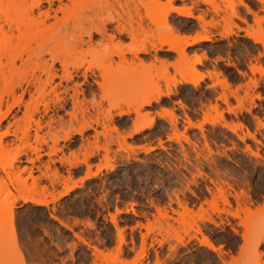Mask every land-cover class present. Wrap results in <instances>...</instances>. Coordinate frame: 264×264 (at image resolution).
Segmentation results:
<instances>
[{
  "label": "rangeland",
  "instance_id": "obj_1",
  "mask_svg": "<svg viewBox=\"0 0 264 264\" xmlns=\"http://www.w3.org/2000/svg\"><path fill=\"white\" fill-rule=\"evenodd\" d=\"M104 2L78 0L44 28L33 21L30 30L40 31L27 42L29 53L11 71L3 67L0 113L10 108L0 120V264H264L253 248L264 235V0H171L192 15L170 12L173 31L210 38L185 46L184 55L168 44L134 55L163 35L132 40L116 34L114 22L107 33L116 37L92 32L87 49L85 31L93 23L113 16L125 24L137 0L100 12ZM58 5L54 0L52 9ZM47 7L43 2L41 10ZM143 27L153 28L145 17ZM2 38L0 49L7 44ZM11 44L20 49L26 40L13 36ZM195 56L201 60L192 64ZM192 66L202 81L171 87ZM169 87L168 97L133 111ZM116 105L130 112L118 116ZM162 110L174 121L159 117ZM141 117H153V125L130 135ZM97 165L106 168L47 206L22 201L56 197L64 183ZM238 204L246 213L232 216ZM183 206L189 215L180 218L175 211ZM196 225L216 250L199 243Z\"/></svg>",
  "mask_w": 264,
  "mask_h": 264
},
{
  "label": "bare ground",
  "instance_id": "obj_2",
  "mask_svg": "<svg viewBox=\"0 0 264 264\" xmlns=\"http://www.w3.org/2000/svg\"><path fill=\"white\" fill-rule=\"evenodd\" d=\"M26 1L27 0H0V13L2 14V20L0 22V38L3 37L2 39H6V41H7V44L2 49H0V60H1V57H3V56H4V58H6L5 65L0 62V77L3 80H5L3 67L6 66L11 71L15 65V61L17 60V58L22 59V53H25V54L29 53L27 42L29 40H32L33 38H36L39 31H40V29H37L35 31H31L30 30L31 29V23H33V21H35V20H38L39 24H41L43 26L42 28H44L45 23L49 20L50 17L56 19L57 18V12H61V13H65V14L68 13L69 7L75 6L77 4L78 0H67L69 2V5L62 4L61 0H58L59 5L55 9H52V4H53L54 0H34L33 4L30 6L26 5ZM259 1L262 2L263 0H259ZM43 2H47L48 7L44 10H41V6H42ZM114 2L118 3V0H112V2L105 0L104 4L99 7L100 12L108 10L110 7L113 6ZM131 6H132V11H134V15L132 16V13H131L130 9L128 8L127 11H125V15H126L125 24L120 22L119 19L114 18L113 16L103 17L99 21H97V23H93L91 28L89 30L85 31L86 35L88 36V41L86 42L87 49H90L92 47L91 46L92 45L91 44L92 43L91 42L92 41L91 40L92 32H96L100 35V37L107 38L110 41L116 37L114 33H107V24L112 23V22L115 23V27H114L115 30L114 29L113 30L115 32H117L116 34H118V35L119 34H126L127 36L131 37L132 40H134L136 38V36L140 33L145 34V35H150V36H154V33H157V35H159V33H161L163 35L162 39H160L156 43L150 42L149 46H145L142 44L140 48H137L136 50H134V52H133L134 55H136L138 52H148L149 49H152V50L159 49L164 44L169 45V47L167 48L168 50H172V51L178 52L180 55H184L185 46L194 45V44H196L200 41H203V40H210L209 36H207L205 34H199L198 33V34H194L192 36L184 35V34H180V33L173 31L172 28L169 26L168 21H167L168 14L170 12H175L179 15L191 17L192 16L191 11L188 7L173 6L171 4V0H166L164 3H161L160 0H137V3H134ZM140 7H142L145 11L144 16H142L139 12ZM34 10L37 11V15H38L37 19L33 18ZM50 10H53L52 14L50 13ZM133 17H135V18H133ZM144 17L149 20V22L153 28L145 29L143 27ZM195 18L198 19L197 17H195ZM56 21L54 24H56ZM63 23L66 26L67 22H63ZM65 26L63 28H65V30H66L67 27H65ZM22 28L29 30V33H27L26 31H22ZM230 33H232V31H229L227 34H230ZM13 36H15L18 41H20L21 39L24 41L26 40V44L24 46H22L20 49H19V46L12 45L11 39ZM251 37H253V36H251ZM77 38H78L77 40L80 43L84 41L81 36H79ZM252 39L254 41L257 40L255 37H253ZM261 42H262V45L264 47V42L263 41H261ZM114 53L120 57L121 65L126 62L124 59L125 57L120 50H117ZM114 53H112V55H115ZM108 56H109V54H108ZM106 57L104 56L105 59H106ZM110 58H111V55H110ZM53 60H58L61 63L62 68H66V67H63L65 65L64 64L65 62L63 60H61V58L54 56ZM200 60H201L200 57L195 56L192 64L199 63ZM81 65H82V63L80 62L78 65L75 66L76 69H77V67H79ZM190 69L191 70L183 73L179 79H174L171 87L174 88L176 84L183 83V82H188V83H191L192 85L195 86L200 81H202L204 75L199 73L197 70H195L193 66ZM64 71H66V73H65L66 79H70L72 77L71 72L68 70H64ZM52 73L55 74L54 72H52ZM49 74H50V72H49ZM10 78H11V76H10ZM218 83L224 85L225 87L228 86L225 79L218 80ZM171 87H169L166 92H157L155 95H151V96L143 98L140 101L139 105L133 111L135 113H138L139 108L144 107V106H149L152 104V102L157 103L161 99V97H168L170 94L173 93L172 92L173 89H171ZM256 97L259 98V96H256ZM2 100H3V96H2V93H0V106H1ZM116 106L119 108V111L116 114L118 116L124 115V114H127L130 112L128 109L126 111L121 110L119 105H116ZM9 108H10V106L7 108V110L4 113H0V120L6 116ZM158 116L162 117V118L167 117L168 120H170V121H172V120L174 121V119H175V117L173 115H171V114H169L163 110L158 113ZM153 123H154L153 117L148 118V119L142 118V117L139 118L135 122L133 130L130 132V135L133 133H141L145 129L150 128L153 125ZM188 123L190 124V126L194 125L189 120H188ZM88 127H92V126L90 124H88V125L81 127L77 131L67 132V133H65L63 139H68L73 133L80 134L84 129H86ZM197 127H200V126L197 125ZM229 129L234 130L232 127H229ZM5 134H9L8 131L5 132ZM150 149H151L150 147H147L145 150H150ZM0 150H1V148H0ZM248 151H247V153H248ZM257 155H258V153H257ZM255 156H256V153H255ZM101 168H106V166L97 165V169L95 171H87L85 173V175L83 177H80L78 180L70 181V183H64L62 190L57 193V196L52 197L49 200L35 198L33 196L28 195V196H22V201L47 206L49 201L53 202L56 198H59L63 195H66L72 189H74L75 187H78L79 186L78 183L79 182L81 183L83 181V179L96 176L97 172ZM12 206H13V202H10L8 204V211L9 212L11 211ZM242 207H240L238 204L237 208L235 209V213H231V215L238 217V211H243L244 213H246L247 208H245V206H242ZM182 208H181L183 210L182 212L175 211L176 214L180 216V218L183 217L184 214H186V215L188 214V210L186 209L187 207L183 206ZM157 212H159V211L157 210ZM162 216L165 220V218L168 215L164 212L162 214ZM168 217H170V216H168ZM207 220L211 221L210 219H207ZM194 231L196 233H199L201 236V238H199V240H198L200 244L206 245L210 249L216 250V247L209 241V239L204 234L201 233V229L199 228V226L196 225L194 228ZM10 233H11V235H13L12 228H10ZM3 237H5V236H3V235L1 236V234H0V242H2L4 240ZM262 244H264V235L259 236L253 242V248L255 251H257L258 257H260L262 254H264V252H262V251L258 252V247ZM93 249L95 250V254H96V252H97L96 249L95 248H93ZM19 255H21V254L19 253Z\"/></svg>",
  "mask_w": 264,
  "mask_h": 264
},
{
  "label": "crops",
  "instance_id": "obj_3",
  "mask_svg": "<svg viewBox=\"0 0 264 264\" xmlns=\"http://www.w3.org/2000/svg\"><path fill=\"white\" fill-rule=\"evenodd\" d=\"M186 35H189V36H192V35H194L193 33H190V34H186ZM203 62V61H202ZM206 80H210L209 79V77H206ZM83 174H79V175H77L76 177H75V179L76 178H78V177H80V176H82Z\"/></svg>",
  "mask_w": 264,
  "mask_h": 264
}]
</instances>
